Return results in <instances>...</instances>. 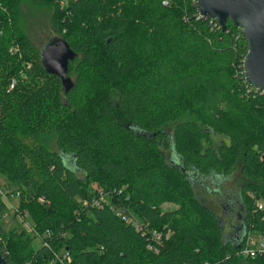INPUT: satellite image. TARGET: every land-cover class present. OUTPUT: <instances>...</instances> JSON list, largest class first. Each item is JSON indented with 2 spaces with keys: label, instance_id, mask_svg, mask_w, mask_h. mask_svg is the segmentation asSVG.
<instances>
[{
  "label": "trees",
  "instance_id": "trees-1",
  "mask_svg": "<svg viewBox=\"0 0 264 264\" xmlns=\"http://www.w3.org/2000/svg\"><path fill=\"white\" fill-rule=\"evenodd\" d=\"M29 4L77 53L69 91L25 31ZM247 52L196 0H0V174L33 228H5L0 195L8 263L68 253L71 264H264V253L239 254L248 231L264 238V93L244 77ZM238 163L242 231L231 240L197 188ZM93 199L101 206L84 205ZM135 222L169 233L158 252Z\"/></svg>",
  "mask_w": 264,
  "mask_h": 264
},
{
  "label": "water",
  "instance_id": "water-1",
  "mask_svg": "<svg viewBox=\"0 0 264 264\" xmlns=\"http://www.w3.org/2000/svg\"><path fill=\"white\" fill-rule=\"evenodd\" d=\"M196 1L201 17L215 20L224 30L231 22L240 31L248 46L243 64L244 77L252 88L264 91V0ZM41 56L46 69L59 76L69 91L73 87L68 75L69 65L77 53L64 39L55 37L42 48ZM234 228L228 239L233 240L242 231L241 227ZM243 232L246 234V230ZM0 264H9L1 250Z\"/></svg>",
  "mask_w": 264,
  "mask_h": 264
},
{
  "label": "rangeland",
  "instance_id": "rangeland-1",
  "mask_svg": "<svg viewBox=\"0 0 264 264\" xmlns=\"http://www.w3.org/2000/svg\"><path fill=\"white\" fill-rule=\"evenodd\" d=\"M25 13V31L32 39L35 46L38 49H42L45 45L48 44L54 32L52 23L50 21L51 12H49L44 7H33L29 4L27 6V10H25ZM175 124L176 123L168 124L165 130L171 134L174 131ZM60 154L64 157L69 166H72L71 160H69L63 153ZM165 154L167 157L171 155L169 148H166ZM174 156L176 157V155ZM172 161L178 164L175 159H172ZM189 176L192 180H195L194 178H196L195 176H197V174L194 171H190ZM212 177L214 176L211 175L206 177V179H204V185L198 184L202 187H198L197 191L199 192L200 198L203 199L205 203L214 207L215 210L219 213L223 224L226 226V231L229 232L235 226L239 227V222L242 221L238 217V212L241 207V197L239 196V194H241L242 185L245 182V177L242 174V166L240 163H238L236 169L228 178L214 177V179ZM0 187L4 191L16 189L15 184H12L10 186L8 185L6 179L2 174H0ZM204 188H209L210 193L204 194ZM18 197L19 195L14 193L11 210L8 212V216L4 218V227H18L19 229L25 228L29 231L32 229L29 219L26 218L27 220L23 221L21 215L19 214ZM225 204H227L228 207H231V212L227 214H225L224 212L225 209L222 208ZM175 207L176 206L173 204L165 205V209H172ZM136 224L137 223L135 222V225ZM158 232L162 231L158 230ZM228 232L227 234H229ZM253 232L254 231H248V238L250 240V243L253 242V239L259 240L258 236H254L252 234ZM31 233L33 234V232ZM250 234L251 236H253L252 238L250 237ZM41 244L42 240L39 237L34 239V247L39 248Z\"/></svg>",
  "mask_w": 264,
  "mask_h": 264
},
{
  "label": "built area",
  "instance_id": "built-area-1",
  "mask_svg": "<svg viewBox=\"0 0 264 264\" xmlns=\"http://www.w3.org/2000/svg\"><path fill=\"white\" fill-rule=\"evenodd\" d=\"M206 19H208V18H206ZM210 20L212 22L215 21V20H212V19H210ZM216 23L219 25L218 22H216ZM15 50H17V48ZM243 74H244V72H243ZM15 82H16V80L13 79L12 80V84H11V88H14ZM255 90H257V89H255ZM257 91H259L261 93H264V91H262V90H257ZM101 192H103V191H101ZM0 195H1L2 199H3V201L7 204L8 208H9V211H10L12 203H13L12 199H14V192H12L10 190L4 191L0 187ZM39 200L42 201V202H46L47 201L44 197H41ZM89 204L96 205V206H101V200L100 199H93L91 202H89V201H85L84 202V205H86V206H88ZM256 206H257V208H259V210H264V204H263L262 201H257L256 202ZM116 211H118V215L121 214L119 210H116ZM8 212L4 215V218L8 216ZM27 217H28V213H25L24 216L21 215V218H22L23 221H26ZM124 219H126V218L124 217ZM130 220L134 221L132 218H130ZM137 225H138V227H137L138 230H143V235L148 236V238L151 240L149 248L154 250L155 252H158L157 246H159V245H161L163 243L164 238L165 237L169 238V233H167L165 235V233L158 232L157 230H152L148 226L143 227V226H140L139 224H137ZM32 230H33V228L31 230H29V231H32ZM246 236H247V240H246L245 246L240 250L239 254H243V255L251 256V257H256L258 254L264 253V238L263 237H261V239H259V240H256V239L254 240L253 239V242L250 243L248 235H246ZM250 237L252 238L253 236L250 235ZM153 243H156L157 245H154ZM71 263H72L71 256L68 253H65L63 258H62V264H71Z\"/></svg>",
  "mask_w": 264,
  "mask_h": 264
},
{
  "label": "flooded vegetation",
  "instance_id": "flooded-vegetation-1",
  "mask_svg": "<svg viewBox=\"0 0 264 264\" xmlns=\"http://www.w3.org/2000/svg\"><path fill=\"white\" fill-rule=\"evenodd\" d=\"M204 192H205L204 194H207L208 193V188H204ZM239 196H240V194H239ZM222 208L225 209V211H224L225 214L231 212V207H228L227 204H225ZM238 213H240V212H238ZM238 217H239V214H238Z\"/></svg>",
  "mask_w": 264,
  "mask_h": 264
}]
</instances>
